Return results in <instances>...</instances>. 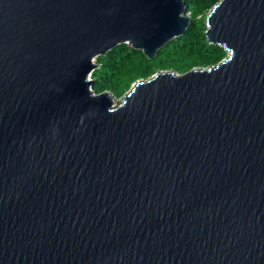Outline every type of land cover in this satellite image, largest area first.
Segmentation results:
<instances>
[{
	"label": "water",
	"instance_id": "95a60500",
	"mask_svg": "<svg viewBox=\"0 0 264 264\" xmlns=\"http://www.w3.org/2000/svg\"><path fill=\"white\" fill-rule=\"evenodd\" d=\"M184 0H0V264H264V0H220L226 56L114 104L95 59H153Z\"/></svg>",
	"mask_w": 264,
	"mask_h": 264
},
{
	"label": "trees",
	"instance_id": "16d2710c",
	"mask_svg": "<svg viewBox=\"0 0 264 264\" xmlns=\"http://www.w3.org/2000/svg\"><path fill=\"white\" fill-rule=\"evenodd\" d=\"M220 0H184L185 14L190 18L184 35L168 42L157 51L153 59H148L140 50L128 44H120L98 56V66L92 73V89L95 93L111 91L120 95L137 79H147L159 70H174L184 73L193 68H206L219 63L226 51L218 45H211L205 37V18L211 8Z\"/></svg>",
	"mask_w": 264,
	"mask_h": 264
},
{
	"label": "rangeland",
	"instance_id": "374dc122",
	"mask_svg": "<svg viewBox=\"0 0 264 264\" xmlns=\"http://www.w3.org/2000/svg\"><path fill=\"white\" fill-rule=\"evenodd\" d=\"M167 71V70H166ZM154 75V74H153ZM143 79V78H141ZM140 79H137L135 80L131 85L130 87H128L125 91H123L120 95H114L115 96V100H114V104H119L121 99H122V96L127 94L129 92V90L137 83V81H139Z\"/></svg>",
	"mask_w": 264,
	"mask_h": 264
},
{
	"label": "flooded vegetation",
	"instance_id": "af4514ba",
	"mask_svg": "<svg viewBox=\"0 0 264 264\" xmlns=\"http://www.w3.org/2000/svg\"><path fill=\"white\" fill-rule=\"evenodd\" d=\"M165 71H166V70H165ZM171 71L175 72L174 70H171Z\"/></svg>",
	"mask_w": 264,
	"mask_h": 264
},
{
	"label": "built area",
	"instance_id": "2783aa9c",
	"mask_svg": "<svg viewBox=\"0 0 264 264\" xmlns=\"http://www.w3.org/2000/svg\"><path fill=\"white\" fill-rule=\"evenodd\" d=\"M90 76H91V74H90Z\"/></svg>",
	"mask_w": 264,
	"mask_h": 264
}]
</instances>
